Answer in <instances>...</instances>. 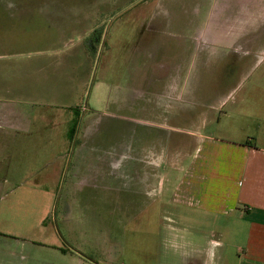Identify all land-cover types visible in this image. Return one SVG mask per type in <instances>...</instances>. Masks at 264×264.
<instances>
[{"label":"crops","instance_id":"obj_1","mask_svg":"<svg viewBox=\"0 0 264 264\" xmlns=\"http://www.w3.org/2000/svg\"><path fill=\"white\" fill-rule=\"evenodd\" d=\"M115 1L97 0L87 5L0 3V60L26 54L7 50L8 45L17 42L15 33L10 29L15 22H25L32 28L27 33L28 37L37 29L38 33L43 32L40 36L45 37L49 44L61 45V48L48 50L54 55L51 63L45 62L47 59L42 54L44 51L39 50L21 56L25 62L14 66L16 74H26L29 82L23 83L19 88L24 94L23 98L17 95L11 101L0 102V188L18 187L14 169L17 165L23 166L20 176L30 181L34 176L30 171L35 165L36 157H41L37 162L44 168H50V173H54L53 176H40L41 180L31 179L27 187L36 185L35 187L55 189L59 187L65 174L64 185L71 192L79 193L80 187L97 188L100 183L108 185L112 191L116 187L130 188L125 180L121 185L123 177L115 176L120 171L118 167L121 161L126 160L130 152L120 151L114 145L101 148L98 144L91 148L78 146V149H72V141L77 135L76 124L81 99L83 100L89 87L100 45L105 41L107 60L114 53L119 54L123 60L121 99H125L124 91L140 98L146 95L147 99H165L167 105L163 104L164 108H171L170 100L177 103L180 100L187 101L190 107L192 89L187 80L188 72L187 78H183L180 72L179 60L193 59L201 54L211 55L217 51L223 55V59L231 57L229 65L233 67L229 69L237 81L214 104L205 105L210 107V112H200L196 117L192 116L196 130L190 131L188 128L187 132L188 142L191 144L190 161L186 167L172 164L174 169L171 171L174 176L162 180L159 163L153 165L151 161L149 163L139 159L144 168L135 170L138 174L134 180L137 189H129V195L164 194V190L169 187L173 202L190 207V214H196L190 215V228L197 229L203 235L204 231L201 230L209 226V223L200 219L233 217V229L215 230L245 231L244 243L236 251L239 255L237 264H264V4H243L240 0L235 3H221V0H155L149 2L151 7H157L160 2L161 9L164 5H169L168 8L177 13L176 19L139 20L147 9L138 7L141 16L138 22L129 21L124 26L114 27L110 25L107 15L123 7L115 5ZM163 10L167 12V8ZM216 10L219 16L214 23L225 24L227 27L233 23L236 28L235 37L228 34L224 37L209 35L208 28L214 27L211 11ZM196 28L201 29V32L193 34ZM109 36L111 42L106 41ZM108 64L105 68H108ZM201 64L206 66V60H202ZM50 69L53 84L49 81ZM226 70L222 75H227ZM107 71L103 70L104 73ZM61 72H64L62 83L55 76ZM248 81H251L250 85H247ZM15 86L11 83L6 90L10 89L13 93ZM235 92L239 97L229 108V113H236L239 120L236 123L240 124L235 129L228 126L223 128L227 133L241 130V138H236L239 139L238 142L228 137L213 138L202 134L201 129L208 125H221V118L214 116V111L226 108V103ZM50 97L58 108L71 111L68 126L60 134L39 136L43 133L38 132L36 137L34 132L29 131V126L35 123V119L22 109L31 103H34L33 106H44L39 103ZM130 99L128 98V102ZM186 116V122L190 125V113L187 112ZM228 120L225 117L226 123H229ZM81 134L89 139L95 132L83 131ZM38 137L44 141L59 139L62 141L61 148L56 150L50 143L46 150H36L35 139ZM148 155L162 154L147 152L146 157ZM18 157H22L20 162ZM179 172L183 175L178 178ZM88 173L91 175L89 178ZM147 174H154L155 179H148ZM50 195L53 197L52 193ZM77 199L71 195L65 197L63 211L70 212ZM51 217L50 208L42 220V225L46 226ZM171 234L175 238L182 237V233L172 231ZM196 235L199 234L190 230V264H230L227 253L220 250L221 242L208 239V246L205 247L195 238ZM58 248L71 258L69 264H95L79 256L78 250L75 251L74 248Z\"/></svg>","mask_w":264,"mask_h":264},{"label":"rangeland","instance_id":"obj_2","mask_svg":"<svg viewBox=\"0 0 264 264\" xmlns=\"http://www.w3.org/2000/svg\"><path fill=\"white\" fill-rule=\"evenodd\" d=\"M141 1L145 0H130L129 3L128 0H116L115 5L123 7L107 15L110 25L121 27L129 21L138 22L142 19L163 20L174 17L176 19L177 13L169 9V5H164L163 9L167 8L165 12L161 9L162 2L157 7H151L150 3L155 0H147L145 3ZM236 1L239 0H221V3ZM240 1L243 4H264V0ZM42 2L87 5L97 0H0V3ZM138 7L147 9L146 14L141 15V19H139L141 16H139ZM218 16L217 10L211 11L214 27L208 28L209 35L224 37L228 34L235 37L236 28L233 23L229 27L214 23ZM10 29L15 33L17 42L8 45L7 50L26 54L15 56L13 59L0 60V102L11 101L17 95L23 98L24 94L19 88L24 85L23 83L28 84L29 79L26 74L18 76L14 70V66L25 62L21 56L42 50L44 58L47 59L45 62L51 63L54 55L48 50L61 48L59 44H49L45 37L40 36L43 32L38 33L37 29H34V34L28 37L27 33H30L32 28L25 22H15L11 24ZM199 32L201 29L196 28L193 34ZM106 41L111 42L110 36ZM106 51L105 41H103L97 53L89 87L83 100L81 99L76 129L78 138L76 135L72 141V149H78V146L91 148L98 144L101 148L114 145L120 151L130 152L128 158L121 161L118 167L120 171L116 172L115 176L123 177L121 185L125 180V183L131 187L126 189L116 187L112 191L108 185L100 183V187L97 188L80 187L79 193L71 192L64 185L65 174L62 177L63 182L61 181L59 187L55 189L35 187L36 185L27 187L31 179L41 180L40 178L44 175L53 176L54 172L50 173V168H44L40 162H37V159L41 157H36L35 165L30 171L34 176L30 181L28 179L26 181L21 177L22 175L20 176L23 166H14L18 187L0 188V264H69L71 258L64 255L59 250V246L69 250L74 248L75 251L78 250L79 256L95 264H106V262L108 264H190V230L199 234L195 238L205 247L208 246L206 244L208 239L221 242L220 250L227 253L230 264H237L239 255L236 251L244 243L245 231L215 230L216 228L233 229L235 227L233 217L200 219L209 223V226L201 230L204 231V236L197 229L190 228L192 224L190 215L196 214H190V207L173 202L169 187L164 190V194L129 195V189L132 191L137 189L134 180L137 179L138 174L135 170L144 168V164L140 163L139 159L152 162L153 165L159 163L162 180L174 176L171 171L174 169L172 164L186 167L190 161L191 149L187 136L188 128L190 131L196 130L192 116L196 117L200 112H210V107L207 106L214 104L220 95H224L227 89L233 88L236 84L237 78L229 69L233 67L229 65L231 57L223 59L221 58L223 55L215 51L211 55L201 54L193 59L179 60L180 72L183 78H187L188 72L187 80L192 89L190 90V107L187 101L180 100L177 103L170 100L171 108H164L163 106L167 105L165 99L163 101L153 97L147 99L146 95L140 98L136 94H128L124 91L125 99H121L123 91L121 75L124 63L117 53L107 60ZM202 60H206V66L201 64ZM223 63L226 65L223 66ZM107 64L108 68H105ZM224 69L227 75H222L225 72ZM103 70L108 71L104 73ZM48 72L50 73L49 81L53 84L51 69ZM63 73L55 74L60 83L63 82ZM11 83L16 85L13 93L10 89L6 90L10 88ZM250 83L251 81H248L247 85ZM231 97L226 103V108L222 107L214 111L213 115L221 118V125H208L201 129L202 134L213 138L228 137L238 142L239 139L236 138H241V130L227 133L223 128L228 126L235 129L234 127L240 124L236 123L239 122L238 115L229 113V108L234 105L239 94L236 95L235 92ZM128 98H131L130 102ZM54 103V99L50 97L39 103L44 106H33L34 103L24 106L22 110L29 112L30 117L35 119V123L29 126L30 132H34L35 135L41 132L43 134L39 136H44L60 134L67 128L71 111L61 110ZM187 112L190 113V125L186 122ZM225 117L229 118V123L225 122ZM93 130L95 134L89 139L81 134L83 131ZM61 142L59 139L44 141L38 137L35 139V147L36 150H46L51 143L52 148L57 150L61 148ZM147 152L149 154L157 152L162 155L146 157ZM17 159L20 162L22 157ZM119 159L121 160L120 157ZM182 175L183 173L179 172L178 178ZM89 177H91L90 173H88ZM147 177L155 179L154 174H147ZM69 195L78 199L70 212H64L65 197ZM50 208L52 217L50 222L43 226L42 220ZM67 229L72 231H65ZM172 231L182 233V237L175 238L171 234Z\"/></svg>","mask_w":264,"mask_h":264},{"label":"trees","instance_id":"obj_3","mask_svg":"<svg viewBox=\"0 0 264 264\" xmlns=\"http://www.w3.org/2000/svg\"><path fill=\"white\" fill-rule=\"evenodd\" d=\"M78 116H79V114H78ZM77 125V124H76Z\"/></svg>","mask_w":264,"mask_h":264}]
</instances>
